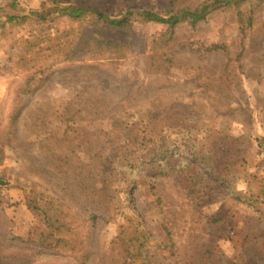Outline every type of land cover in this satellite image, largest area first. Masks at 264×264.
I'll list each match as a JSON object with an SVG mask.
<instances>
[{
	"label": "rangeland",
	"instance_id": "obj_1",
	"mask_svg": "<svg viewBox=\"0 0 264 264\" xmlns=\"http://www.w3.org/2000/svg\"><path fill=\"white\" fill-rule=\"evenodd\" d=\"M16 1V9L27 12L51 8V0ZM128 1L98 3L118 16ZM183 1L137 0L159 10ZM205 2L189 0L191 6ZM253 8L254 25L246 32L238 14L225 7L173 27L139 17L124 27L108 26L67 15L0 24V175L9 179L0 184L2 252L29 256V264L77 263L75 253L33 242L37 221L45 225L30 205L37 189L43 204H63L79 217L87 264H114V246L127 239L132 215L156 237L164 234L160 218L166 216L177 246L163 254V264L197 262L207 247L227 263L258 261L253 238L231 230L264 210V3ZM213 43L223 47L212 49ZM175 103L186 119L159 130L162 148L179 147L175 159L185 158L192 137L210 128L244 135L247 160L237 163L234 186L239 196L220 181L204 189L194 183L191 190L184 169L154 176L156 169L136 167L128 177L103 170L108 137L116 139L124 129L142 137L151 131L152 112ZM75 129L84 141L73 152L65 138ZM150 179L161 204L153 199ZM130 180L138 188L136 199L127 200L134 190ZM247 192L252 202L243 200ZM118 198L123 209L113 205ZM2 233L8 236L2 239Z\"/></svg>",
	"mask_w": 264,
	"mask_h": 264
},
{
	"label": "trees",
	"instance_id": "obj_2",
	"mask_svg": "<svg viewBox=\"0 0 264 264\" xmlns=\"http://www.w3.org/2000/svg\"><path fill=\"white\" fill-rule=\"evenodd\" d=\"M100 0H51V8L49 10L23 11L16 9L17 1L10 0L6 4L0 5V21L1 26L5 27L12 24H20L26 22L33 16H39L41 19L56 18L57 16L67 15L74 19H85L92 17L104 22L108 26L124 27L131 24L137 18L143 20H155L168 23L170 26L190 20L197 22L207 18L208 14L215 7H225L233 9L239 16L241 28L243 32L252 28L254 25V6L264 3V0H206L204 4L191 6L189 0L179 3H171L172 7L166 10L154 9L139 5L137 0H129L127 8L122 15H111L105 12L99 5ZM251 2V3H250ZM250 3L252 8L247 9L245 5ZM174 4V5H173ZM137 16V17H136ZM90 42V41H89ZM92 42V41H91ZM110 44V43H109ZM223 47L220 43H213L212 49ZM171 109L165 111L160 108L158 111L152 112L149 117L151 131L141 136H134L128 130L124 129L116 139L111 141V148L102 155V167L105 171L124 173L125 176L130 175L131 170L136 167H149L156 169L154 176L169 174L173 169L186 170V179L191 185V190H195L194 183L200 187L207 188L212 184L220 181L233 194L235 192V184L239 178L236 165L240 161L247 160L248 146L245 144L244 135L235 136L224 130H207L202 137H192L191 144L187 145V155L182 159H175L172 156L179 154L178 146L173 148L161 147L162 136L159 134L160 128L163 126L178 125L186 118L181 112L177 111L178 104L170 105ZM13 115V119L18 111ZM80 130L69 131L66 134L65 144L73 152L82 147L84 139L81 137ZM79 141V142H78ZM105 142V141H104ZM68 143V144H67ZM61 159L69 156L68 151L63 153ZM147 158V160H146ZM180 162V163H179ZM182 163V164H181ZM198 167V168H197ZM196 171H192V169ZM193 172V173H191ZM128 177V176H127ZM210 177V178H208ZM130 179V178H128ZM132 181L131 187L133 191L126 198L127 200L136 199L135 192L138 188ZM9 179L5 174L0 175V184H6ZM151 194L158 204L162 203V197L157 190L156 181L150 179ZM39 191L34 189L30 205L33 206L35 213L45 225L37 224L32 232L33 242L39 245L51 247L58 251L71 252L77 255L76 264H87L89 253L86 251L85 242L81 234V230L77 227L81 223L79 217L76 216L72 208H65L63 204L53 203L45 205L40 201ZM239 196V195H237ZM243 200L252 202L254 195L247 192L242 197ZM115 208L123 209L124 200L118 198L113 203ZM91 217H97L96 212L89 213ZM161 227L164 234L156 237L151 230L147 228L146 221L139 218V215L129 217L127 223V239L120 244L114 246L113 261L114 264H163V254L171 252L177 246L173 237V231L166 221V216L161 215ZM264 210L259 214L253 215L252 219L243 225L238 231L235 227L231 230L235 231L244 238H253L258 261L249 264H262L264 261ZM6 233L1 234V238L7 237ZM221 255L216 253L214 247H207L197 262L190 264H239L237 262L227 263L222 261ZM7 259L21 260L22 263L29 264L31 258L29 256L8 255L2 252L0 245V264H10ZM7 260V261H5Z\"/></svg>",
	"mask_w": 264,
	"mask_h": 264
}]
</instances>
